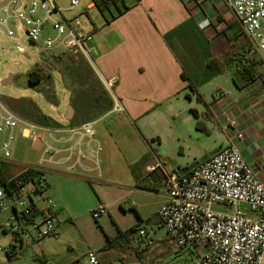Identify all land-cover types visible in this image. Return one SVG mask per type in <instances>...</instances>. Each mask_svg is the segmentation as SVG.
<instances>
[{
  "label": "built area",
  "instance_id": "built-area-1",
  "mask_svg": "<svg viewBox=\"0 0 264 264\" xmlns=\"http://www.w3.org/2000/svg\"><path fill=\"white\" fill-rule=\"evenodd\" d=\"M205 1L195 0L192 6L199 8ZM221 1L233 13L248 39L249 56L264 64V0ZM79 6L78 0H72L67 9L74 10ZM62 11L55 0H20L19 4L17 0H2L0 28L18 42L23 37L36 45L42 42V52L60 49L61 52L81 56L93 65L87 47L89 31L84 30L77 20H54L53 16ZM48 23L56 32L54 36L45 31ZM210 26L208 19L198 23L200 30ZM17 51L27 53L29 50L19 43ZM103 82L112 92L116 80ZM215 96L222 100L226 97L222 92ZM222 105L226 127L237 140H242V124L232 114L229 103L223 102ZM111 112H125L119 100H115ZM21 139L40 148L38 166L24 167L14 178L26 170L39 174L18 180L10 193L0 186V211L9 209L13 212L3 226L10 237V243L0 247V251L6 254L15 251L23 238L32 233L43 239L55 236L59 231L63 213L47 195V168L74 174L102 173L100 156L104 149L96 139L94 121L73 127L43 126L12 111L0 98V161L15 165L13 145ZM88 162H92V166H88ZM160 168L162 165L156 158V166L148 169ZM164 187L168 201L159 209L158 216L168 237L178 247L199 249V256L190 264H264V184L237 145L225 146L187 173L180 174L176 170L166 173ZM41 201L44 206L40 205ZM240 205H245L247 211ZM215 206L222 209L238 207L228 214L215 209ZM107 214L108 208L102 203L91 212L95 220ZM132 241L140 250L154 245L146 230L137 231ZM77 264H99L98 255L89 251Z\"/></svg>",
  "mask_w": 264,
  "mask_h": 264
},
{
  "label": "crops",
  "instance_id": "crops-1",
  "mask_svg": "<svg viewBox=\"0 0 264 264\" xmlns=\"http://www.w3.org/2000/svg\"><path fill=\"white\" fill-rule=\"evenodd\" d=\"M99 6L105 9V14L101 13ZM87 8H97L102 17L99 25L94 24L89 30L87 41L93 68L103 86L104 80H116L112 92L104 87L111 95L113 106L115 100H119L125 109V112H111L112 108L94 122L96 125L108 114L122 113L132 125H137L146 135L143 141L148 149V158L134 161L141 163V170L134 175L137 190L159 192L140 189L137 186L140 180L149 176L151 180L148 186L164 188L161 208L168 201L164 187L166 173L175 170L180 174L187 173L229 144L239 147L245 160L264 184V64L258 61L255 80L242 89L235 83L232 91H226L221 85H217L207 97L195 84V81L201 82L207 71L206 59L209 49L219 56L230 54L220 51L216 44L219 39L216 35L222 34L232 42L238 35L233 29L237 26L241 28L237 20H226L224 12L230 9L221 0H206L199 8L192 6V2L186 4L183 0H91ZM207 19L211 21V26L200 30L198 23ZM168 34H171L170 37L165 38ZM191 34L204 37L207 44L205 66L200 70L201 73L194 77L187 73L182 59L173 48V40L184 39ZM61 51L49 54H58ZM39 53L44 52L40 49ZM234 70L232 67L226 72H232L233 79ZM241 82L239 81V84ZM217 92H222L226 96L225 99L217 98ZM223 102L229 103L232 114L238 117L242 124V140H237L234 133L226 127L222 112ZM56 120L62 127L69 126L67 120ZM148 138L152 140V144L148 143ZM103 152L101 156L106 160ZM156 158L162 168L149 171L148 168L156 166ZM87 165L92 166V162ZM101 171V175L97 172L75 173L72 179L103 185V178L107 173L103 172L102 167ZM45 174L58 175L61 174V169L47 168ZM100 203L108 208L107 215L111 214L110 204L102 199ZM62 213L63 222L55 236L39 239L32 233L31 236L23 238L15 250L16 254L26 248L27 242L36 241L35 243L45 245L52 253L50 257L46 252L37 256L43 264L80 262V256L75 254L58 255L63 250L60 244H63V231L69 233L78 229L71 213ZM107 215L102 216V229L105 233L101 244L103 250L111 252L115 239L122 241V238H125L128 245L133 243L134 236L131 232L127 233L128 227L122 225L113 215L111 226L107 223ZM122 254L125 255L126 252L120 251L117 254L122 264H149L154 260L150 255V248L140 250L135 246L128 262H125ZM57 257L58 260L54 261ZM98 259L99 264H104L99 257ZM106 264L113 262H108L107 257Z\"/></svg>",
  "mask_w": 264,
  "mask_h": 264
},
{
  "label": "rangeland",
  "instance_id": "rangeland-1",
  "mask_svg": "<svg viewBox=\"0 0 264 264\" xmlns=\"http://www.w3.org/2000/svg\"><path fill=\"white\" fill-rule=\"evenodd\" d=\"M55 1L63 11L55 14L53 16L54 20H77L86 31L91 30L94 24L99 25L102 18L99 10L97 8L88 10L87 8L91 0H78L80 6L74 10L67 9L72 0ZM183 1L186 4H190L195 0ZM224 15L227 21L236 20L230 10L225 11ZM45 27L47 34L52 36L56 34L49 23ZM233 30L237 31L238 35L233 38L232 42L222 34L221 36L216 35L219 38L216 40V44L221 52L231 53L240 45H245L249 49L250 43L240 28L237 26ZM19 43L23 44L29 51L27 53L18 52ZM206 46V39L199 37L197 34H191L184 39L173 40L174 51L182 59L187 73L192 77L201 73L200 70H203L202 67L205 66ZM41 48L42 42L36 45L31 43L26 37H23L18 42L15 38L9 37L5 29L0 28V98H30L43 113L55 120L58 118L66 120V110L71 105L70 92L62 84L58 71H51L53 76L51 88L57 95L59 101L57 106L50 104L44 95L40 93L41 90L48 89L47 84L43 83L33 88L27 86L25 74L35 63L42 60V55L39 53ZM59 50L56 49L52 53H57ZM91 66L93 68V65ZM11 73L14 74L12 83L8 86H3L1 82ZM231 73L213 75L206 82L199 83L195 81V84L207 97L213 93L217 85H221L226 91H232L235 88V84ZM95 131L96 139L103 146V155L105 154L106 157L105 160L101 156L102 170L107 173L103 178V185H99L97 182L91 183L87 180L78 181L72 179L74 173L64 170H61L62 175L47 176L49 186L47 195L56 202L62 211L71 213L78 227L77 230H72L69 233L63 231L64 236L61 238L63 244L60 242L63 250L58 255L75 254L80 256V261H83L85 254L89 251H94L104 264H106L107 257L108 262L112 261L113 264H122L117 254L120 251H125L126 254H122V258H125V262L129 261V256L134 253L135 246L132 242L128 245L125 238H122V241L115 239L111 252L107 253L101 247L105 239V233L102 229L104 218L95 220L91 212L102 199L110 204L109 212L111 214L106 217L107 223L111 224V216L113 215L122 225L128 227V230L135 227L136 231H132L133 236L139 230H146L150 234L154 240V245L150 248V255L154 259L152 263L190 264L199 256V249L193 246L178 247L168 237L167 230L163 226L160 217L156 214L162 203L161 197L164 193V188L159 186L158 193H148L135 188L134 175L141 170V163H135L134 161L138 159L147 160L148 158V149L143 141V137H146V135L142 129L137 125H132L122 113H114L108 114V116L100 120L95 125ZM148 143L152 144L150 138H148ZM13 154L15 165L11 167L12 176H15L24 167L38 166L40 148L32 146L30 141L19 140L18 143L13 145ZM40 205L44 206V202L41 201ZM237 207L222 209L220 206H215V209L232 214ZM239 207L247 209L245 205H240ZM12 215L13 212L9 209L0 211V247L7 246L10 243V237L5 233L3 226ZM72 224L75 225L74 223ZM35 242H27L26 248L19 251L14 258H9L7 254L0 251V264H43L37 259V256L42 252H46L50 257L52 253L45 245ZM57 260L58 257L54 259V261Z\"/></svg>",
  "mask_w": 264,
  "mask_h": 264
},
{
  "label": "trees",
  "instance_id": "trees-1",
  "mask_svg": "<svg viewBox=\"0 0 264 264\" xmlns=\"http://www.w3.org/2000/svg\"><path fill=\"white\" fill-rule=\"evenodd\" d=\"M102 14L105 9L99 6ZM242 31V29L240 28ZM243 33V31H242ZM171 34L165 36L169 38ZM42 60L35 63L32 68L25 74L27 86L30 88L40 84H47L48 89L40 91L45 99L52 105L59 104L56 93L51 88L53 83L52 72L45 66L47 64L52 71L59 72L62 84L70 92V104L75 109L73 119L69 121V126H79L83 123L94 121L113 108V100L111 95L100 83L91 64L81 56H73L66 52L58 54H49L44 52L41 54ZM258 60L249 56V49L245 45H240L234 49L229 55L219 56L211 49L208 50L206 65L207 71L203 75L201 82H206L213 75L225 74L230 68H234V83L240 89L247 87L255 80L257 76L256 65ZM239 81H242L239 84ZM2 101L14 112L36 124L58 128L62 124L51 116L42 112L38 105L30 98H8ZM13 165L9 162L0 161V186H4L8 193L15 189L18 180H27L35 177L38 172L34 170H26L14 178L12 176ZM149 176L138 182L140 189L156 191L157 186H148ZM136 231L135 227L127 230V233ZM9 258L16 257L13 251L7 254ZM75 262L73 264H77Z\"/></svg>",
  "mask_w": 264,
  "mask_h": 264
},
{
  "label": "water",
  "instance_id": "water-1",
  "mask_svg": "<svg viewBox=\"0 0 264 264\" xmlns=\"http://www.w3.org/2000/svg\"><path fill=\"white\" fill-rule=\"evenodd\" d=\"M19 3H20V0H17V4H19ZM45 66L48 68V70H49L50 72L52 71V69H51L47 64H45ZM13 75H14V74H12V73L9 74L8 77H7L6 79H4V80L1 82V84H2L3 86H8V85H10V84L12 83ZM74 114H75V109L73 108L72 105H69V106L67 107V110H66L65 119H66L67 121H70L71 119H73Z\"/></svg>",
  "mask_w": 264,
  "mask_h": 264
}]
</instances>
